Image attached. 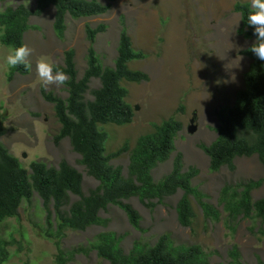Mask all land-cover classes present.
I'll return each mask as SVG.
<instances>
[{
    "label": "rangeland",
    "instance_id": "374dc122",
    "mask_svg": "<svg viewBox=\"0 0 264 264\" xmlns=\"http://www.w3.org/2000/svg\"><path fill=\"white\" fill-rule=\"evenodd\" d=\"M237 1L250 2L115 0L100 16L73 18L67 15L63 38L54 30L55 8L49 6L42 15L31 17L30 22L35 27L25 33V44L32 49L29 72H16L12 77H9L11 69L3 66V58L11 48L0 41V142L27 169L34 160L54 166L67 160L82 173L83 192L88 194L99 187L100 181L88 173L68 137L55 142L61 125L54 105L42 95L36 63L46 57L54 65L63 64L64 51L72 47L81 76L91 45L86 25L105 22L108 28L97 36L93 46L101 62L113 66L124 20L134 47L147 53L146 58L131 61L129 65L147 72L149 79L139 83L123 81L135 115L125 125H102L109 134L107 150L113 152L125 143L132 148L140 135L153 131L154 123L177 117L183 122V129L176 137V151L153 170V176L158 180L169 173L176 153L181 152L184 170L191 166L199 170L193 184L219 212L218 218L208 216L199 201L190 196L195 217L190 226H183L177 212L183 190L162 199L142 201L132 196L126 201L141 215L139 228L130 223L121 207L109 204L100 212V223L85 230L66 228L62 234H57L54 206H50L52 225H49L43 199L35 191L30 200H23L15 216L0 224V232L11 241L10 256L5 264H111L94 248L98 234L107 231L121 238L120 245L126 253L136 242L151 245L163 232H170L176 244H200L209 255L210 264H232L234 252L245 264H264V223L255 213L232 214L228 203L246 182L264 177L261 159L257 154L240 156L234 160V169L224 165L212 171L210 158L201 147L216 139L217 112L222 105L235 102L236 93L246 85V72L252 62L242 51L255 40L240 32L241 15L234 9ZM36 2L0 0V9L20 3L34 7ZM99 84L98 79H93L91 88ZM46 90H53L62 97L68 95L65 85H50ZM87 97L92 98V95L88 93ZM129 161L130 150L114 158L112 163L120 165L124 176L129 177ZM263 196L264 180L252 191L253 200ZM78 199V195L70 194L65 209ZM50 233L52 235L47 236Z\"/></svg>",
    "mask_w": 264,
    "mask_h": 264
},
{
    "label": "trees",
    "instance_id": "16d2710c",
    "mask_svg": "<svg viewBox=\"0 0 264 264\" xmlns=\"http://www.w3.org/2000/svg\"><path fill=\"white\" fill-rule=\"evenodd\" d=\"M105 1L37 0L34 7H29L26 3L5 6L0 9V41L11 49L25 44V33L35 27L30 22L31 17L42 15L49 6L55 8L54 30L63 38L67 28V15L73 18L103 15L115 0ZM234 9L241 15L240 32L256 40L253 28L247 23L250 2L237 1ZM121 22L113 66L104 65L93 46L97 36L107 30V23L100 22L96 26L87 24L85 30L91 45L87 51V66L83 74L79 76L76 51L71 47L64 51V63L55 64L68 74L69 80L65 84L68 95L62 97L53 90L42 88L44 99L54 105L55 115L61 125L54 138L55 142L69 138L73 149L81 155L80 162L86 166L91 176L100 181L99 187L85 194L82 173L65 159L58 166L34 160L30 163V169H27L0 142V224L15 216L23 200H30L35 191L43 199L49 225H52L50 206H54L57 234H62L66 228L85 230L100 223V212L109 204L121 207L130 223L139 228L141 215L126 199L132 196H138L142 201L162 199L178 190L184 192L177 204L181 225L190 226L195 217L190 196L199 201L208 216L219 217L218 210L204 199L205 194L193 184V178L199 170L194 166L184 170L181 152L176 153L169 173L158 180L153 176V170L176 151V137L183 129V122L177 117L171 116L160 123H154L153 131L140 135L132 148L125 143L119 149L108 152L106 143L109 134L102 129V125H125L135 115L132 104L127 100L128 88L123 81L139 83L149 79L147 72L129 65L131 61L146 58L147 53L134 47L124 20ZM251 45L242 51L252 59L246 72V85L236 93L232 105H222L219 108L216 139L208 145H201L210 158L212 171H217L224 165L234 169L236 157L254 154L259 156L264 165V61L258 60L248 50ZM29 70L24 66L12 68L9 77L16 72L26 74ZM93 79L99 80L98 87L91 88ZM88 93L92 98L87 97ZM129 150L130 176L126 177L122 167L114 165L112 160ZM263 180L264 177L250 180L240 191L234 192V196L228 200L232 214L249 216L255 213L264 223V196L256 200L252 197V191ZM70 194L78 195L79 199L66 210ZM225 195H228V191ZM51 235L52 233L47 234ZM120 241L121 238L113 231L101 232L95 240L94 248L111 264H210L209 255L200 244H176L170 232H163L151 245L136 242L127 253ZM10 242L0 232V264H5L9 259ZM233 256L232 264H245L239 259L237 252Z\"/></svg>",
    "mask_w": 264,
    "mask_h": 264
},
{
    "label": "clouds",
    "instance_id": "9594fccd",
    "mask_svg": "<svg viewBox=\"0 0 264 264\" xmlns=\"http://www.w3.org/2000/svg\"><path fill=\"white\" fill-rule=\"evenodd\" d=\"M247 23L254 30L256 36L255 42L248 49L254 56L264 61V0H250V10L247 16ZM32 49L27 44H21L8 51L3 58V66L5 69H12L18 66L25 68L31 67L29 57ZM36 73L38 82L41 87L47 89L50 85L57 87L65 85L68 80V74L59 69L46 57H41L36 63Z\"/></svg>",
    "mask_w": 264,
    "mask_h": 264
}]
</instances>
